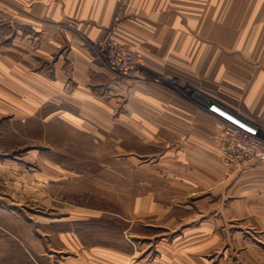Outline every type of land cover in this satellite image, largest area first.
<instances>
[{
    "label": "crops",
    "instance_id": "obj_1",
    "mask_svg": "<svg viewBox=\"0 0 264 264\" xmlns=\"http://www.w3.org/2000/svg\"><path fill=\"white\" fill-rule=\"evenodd\" d=\"M12 1L7 2L14 6L15 51L25 48L31 55L55 60L50 64L53 74H44L0 46V116L7 115L23 123L35 121L48 135L51 125L57 123L61 132L70 128L83 133L94 145L115 140V148L118 140L113 134L121 125L128 133H142L144 142L160 138L174 142L176 150L180 148L174 160V204L158 199L157 191L136 199L130 189L131 216L109 213L96 206L75 205L67 200L65 192L53 191L41 203L46 201L47 209L56 208L60 213L56 215L52 211L49 216H41L43 219L30 217L25 214V207L37 205L29 201L40 193L16 190L15 237L26 251V261L30 264H45L44 261L47 264H208V259L199 255V245L214 244L222 236L216 230L231 229L232 219L240 222L234 226L240 229L245 228L243 220L253 223L259 237L255 233L252 240L250 234L241 231L240 243L254 245V258L264 260V162L255 160L227 173L220 158V142L214 136V115L186 98L175 95L173 99L155 86L143 89L142 108L119 110L118 95L125 85L107 66L95 60L89 47L91 43L108 39L128 43L145 54L147 68L191 69L194 84L200 83L208 91L216 89L223 100L231 101L230 70L254 67L252 59L264 62V0ZM120 6L124 16L118 23L116 15ZM248 23L250 28H244ZM24 26L30 28L29 33L23 32ZM24 34L32 39L24 41ZM61 49L66 54L56 56ZM198 70L206 71L199 76ZM253 83L258 97L243 98L240 91L235 101L264 108V77H255ZM136 116L143 118L138 129L134 123ZM118 159L116 156L106 163L99 161L110 170L106 178L110 181L113 176L118 180L119 171L113 169ZM126 159L134 170L133 158ZM48 163L61 171L53 174L51 181H69L72 175H83L67 169L69 162L51 158ZM200 185L211 188L206 192L208 201L218 195L222 203L216 206L209 202L199 209L197 200L189 202ZM232 191L235 198L226 203ZM3 206L0 200V214L5 212ZM135 209L144 215H159L158 218L172 210L182 211V215L173 212V222H166L171 226L136 238ZM112 218L119 225L121 219L126 221L125 225L122 222L120 242L116 244L85 239L86 233L71 225L72 221L87 223ZM28 223L32 225L30 236L27 231H19L20 226L23 228ZM35 223L44 224L47 232H39L35 237ZM0 228H3L1 221ZM153 251L156 254L151 258Z\"/></svg>",
    "mask_w": 264,
    "mask_h": 264
},
{
    "label": "rangeland",
    "instance_id": "obj_2",
    "mask_svg": "<svg viewBox=\"0 0 264 264\" xmlns=\"http://www.w3.org/2000/svg\"><path fill=\"white\" fill-rule=\"evenodd\" d=\"M7 1L13 2L12 0H0L1 48L11 55L23 59L24 63H27L33 69L40 70L44 74L52 75V66L50 64H52V60H55L53 57L47 59L45 56H34L27 53L25 48L21 52L20 50L15 51L13 43L14 6ZM122 12L123 10L120 6L116 15V22L118 23L124 16ZM245 25L247 26H241V28H250L249 23ZM23 32L29 33L30 28L24 26ZM23 39L25 41L31 40L32 38L24 34ZM232 41H236L235 38ZM99 43L108 46V49H110L111 44L135 48L140 58L134 64L132 72L118 74L112 71L108 67L109 61L105 57V53L100 51ZM89 47L95 60L107 66L111 72L116 74L119 81L125 85L124 90L119 91L120 93L118 95L119 110L126 111L128 107H134L135 109L142 108L144 106L143 89L148 86L152 88L155 86L162 91L168 92L173 99L175 95L181 98L183 97L189 103L193 102L209 110L215 117L214 136L215 140L220 142V158L222 157L227 173L240 170L245 164L233 165L227 163L225 160L223 154L224 128L227 126H235L264 139V108L260 106L256 107L253 103L245 105L243 101L241 103L235 101L239 98L238 92L240 91H242L243 98L246 96L250 98L249 95L252 98L258 97L255 96V93H258L254 89L255 84L253 82L255 77H264V68H261L264 62L261 59H252L251 64L254 67L244 70H230L231 84L229 96L231 101L225 99L224 101L222 95L216 89L214 91H208L206 86L200 83L194 84L191 78L192 72L194 71L191 69L182 70L167 67L163 69L147 68L144 63L146 58L145 54L141 53L133 45L122 43L115 39H108L91 43ZM63 53L66 54L64 49H61L55 55L58 56ZM131 59V57H126L125 60L128 62ZM198 71V75L203 76L202 72L206 70ZM238 73H240V76ZM239 82L243 83V85ZM134 99V102L131 101ZM42 112L45 113L46 109ZM142 120L143 118L141 116L135 117L134 123L136 129L142 127ZM56 125L57 123L53 126L51 125L52 130L48 135L43 126L35 121L23 123L21 121H14L7 115L0 116V200L4 205L2 211H5L0 214L2 217L0 221L3 226V228H0V264H30L26 261V251L24 249V251L22 250L19 241L15 237L16 223L14 220V211L16 208L15 202L17 201V197L15 196L16 190L40 193L33 200L29 201L36 203L38 206L30 205L29 207H25L24 212L30 217L36 216L41 219H43L41 216H49L53 213L52 211H57L56 208L54 210L47 209L44 204L46 201L41 203L42 200L48 198L47 193L53 191L65 192L67 200L75 205L96 206L109 213H122L128 214L129 216H131V212L128 211L130 189L134 191L136 199H140L141 196L149 191H157L158 199H167L173 202V204L175 202L174 173L176 172V167L174 160L176 151H180V148L176 150L174 142L160 141V138L156 139L157 141L153 139L144 142L142 133L138 131L134 134L131 132L128 133L120 125L113 134V137H116L118 140V148L114 146L116 143L115 140H108L94 145L83 133L76 132L70 128L66 132H61L62 128H59L61 126L56 127ZM157 136L159 137V134H156ZM128 146L133 148H128ZM116 156L119 159L113 165V169L119 171V177L116 181L113 176V181H110L106 179L109 177L110 170H106L105 164H101L99 161L106 163ZM128 156L134 160V170H132L130 161L128 163L126 159ZM51 158L65 163L69 162L66 165L67 169L73 173L79 172L83 175H72L69 181H51L50 178H52L53 174L61 172L58 171L60 169L58 166L48 163V159ZM166 159L169 160L167 161ZM187 167L189 168L190 166ZM127 173L129 176L126 178ZM159 174L163 175L159 176ZM128 186L129 189L127 191ZM210 189L205 185H200L195 189L197 192L189 198V202H196L197 200L198 202L196 204L199 209H204L206 203L209 202V204L219 206L222 201L218 195L209 199V201L206 199V192ZM212 192L215 191L212 190ZM234 198L232 191V197H227L226 203L228 200L233 201ZM176 211L179 216L182 215V211L172 210L170 214L165 216L160 214L161 218H158L159 215H144L142 211L135 209L134 231L136 238L138 235L141 238L144 233H157L158 230H163V227L171 226L166 222H173V212L176 213ZM33 213L35 214L33 215ZM59 213L56 212L55 214L57 215ZM201 214L202 212L199 211V217H201ZM215 215L217 214L214 213ZM121 220L125 225L126 221ZM247 220L241 222L245 227L242 229L234 227L240 222L232 219L231 229L216 230L220 231L222 236L220 235L216 238L214 244H200L199 255L205 256L208 259V264H264V260L254 258L256 256L254 245L240 243L239 233L242 234V232L244 235V232L250 234L252 240L255 239L256 232H254L253 223H249ZM119 222L120 225L116 223V218L108 220L94 219L87 223L72 221L71 225L77 229H82L84 235L86 233V237L84 236L85 239H97L116 244L120 242L119 229L121 230L123 226V223L121 221ZM31 226V223L24 225L23 228L20 226L19 231L21 232V229L24 233L27 231L29 233L28 236H30ZM34 231L35 237H38L39 232L40 234L47 232L45 225L42 223H35ZM256 235L259 237L258 233ZM151 253L150 257L152 258L156 252L153 251ZM44 263L47 264L45 261Z\"/></svg>",
    "mask_w": 264,
    "mask_h": 264
},
{
    "label": "built area",
    "instance_id": "obj_3",
    "mask_svg": "<svg viewBox=\"0 0 264 264\" xmlns=\"http://www.w3.org/2000/svg\"><path fill=\"white\" fill-rule=\"evenodd\" d=\"M99 48L109 61L108 67L118 74L132 72L134 64L140 58L136 49L132 47L111 44L108 49V46L99 43ZM126 57L132 59L127 62ZM223 152L227 163L233 165L246 164L255 160L264 162V139L235 126H227L223 133Z\"/></svg>",
    "mask_w": 264,
    "mask_h": 264
}]
</instances>
